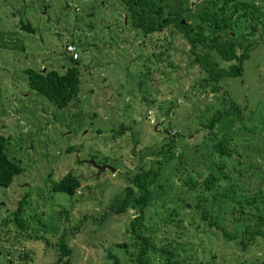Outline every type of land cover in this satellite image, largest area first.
Instances as JSON below:
<instances>
[{"label": "rangeland", "instance_id": "374dc122", "mask_svg": "<svg viewBox=\"0 0 264 264\" xmlns=\"http://www.w3.org/2000/svg\"><path fill=\"white\" fill-rule=\"evenodd\" d=\"M247 1L259 8L257 20L239 17L233 32L248 34L246 25L251 24L253 33L249 38L255 39L254 45L242 62L241 75L224 77L214 93L198 91L197 80L204 72L196 63L189 62L192 59L189 44L170 23L161 30L168 38L156 41L162 46L169 43L163 54L166 59L159 65L164 68L163 73L151 70L150 78L143 80L146 76L138 68L143 60L140 54L144 55L146 50L134 46L135 41L133 46L129 44L132 39L142 41V37L127 30L125 51L118 48L120 43L113 38L97 41L107 47V55L95 57L93 72L98 77L94 76L90 83L91 74L79 70L76 96L63 107L25 83L26 71L49 64L43 62V57L57 66L56 60L63 58L58 49L55 55L47 53L48 48L43 53L45 48L38 32L37 36L27 32L16 33L14 39L13 35L0 39V133L5 136L7 153L21 167L7 185H0V264H53L58 252L55 242L61 230L67 234L70 250L55 264H112L105 247L125 259L126 254L114 243L128 240V220L137 211L128 206L116 212L107 205L123 195L126 175L132 174L138 165L143 168L155 165L154 159L161 157L156 152L158 147L168 140L164 129L174 136L171 147L174 156L162 165L160 175L150 184L149 199L144 206L145 219L156 225L157 238L161 229L170 236V229L174 228L170 223L163 226L157 221L173 210L186 215L189 207L183 199L189 201L193 196L180 183L183 173L178 177L175 168L182 167L177 158L180 150V158L188 160L189 165L186 155L198 153L206 144L223 138L243 159L259 162L264 169V0ZM92 13L90 18L82 15L77 19L97 22L98 12ZM108 17L105 13L103 21L107 22ZM79 26L82 39L79 43L86 48L88 41L84 34L89 31L82 24ZM242 46L237 47V52ZM75 48L80 63L91 55L79 45ZM16 53L20 59L14 63ZM133 53L136 56L127 63ZM27 59L29 63L25 62ZM166 61L172 66L163 65ZM27 64L30 67L26 70ZM231 101L239 106L240 114L222 116L212 127L201 124L222 104L225 109L230 108ZM119 128L120 134L115 133ZM164 147L170 149L166 144ZM89 158L99 164L108 163L114 169L95 173V167L87 161ZM67 171L78 175L80 180L71 195L51 188L52 180ZM17 205L23 210L20 217L26 226L22 233L12 221L11 211ZM196 221L194 217L188 224L184 217L178 227H181L178 239L190 240L189 248L195 249L197 258L206 259L213 253L220 254L215 257L217 260L228 262L235 258L233 251L243 252L244 246L238 247L221 236L211 239L212 234L201 230L204 228L201 222L196 227ZM258 252L256 247L249 248L250 256H259Z\"/></svg>", "mask_w": 264, "mask_h": 264}, {"label": "trees", "instance_id": "16d2710c", "mask_svg": "<svg viewBox=\"0 0 264 264\" xmlns=\"http://www.w3.org/2000/svg\"><path fill=\"white\" fill-rule=\"evenodd\" d=\"M132 1L140 2L141 8L136 7ZM127 2L130 24L136 35L141 34L146 50L144 55L141 53L143 60L141 66H138V70L146 76L142 77L143 80L150 78L148 73L151 70L158 73L164 71L159 65L166 59L163 54L167 52L169 43L162 46L156 41L168 38L166 33L161 32L162 27L168 23L180 30L189 44L188 52L192 54L189 62L196 63L204 72L197 80L199 92L214 93L219 88L218 82L224 77L241 75L242 62L248 56L249 48L254 45L255 39L249 38L253 33L249 24L246 25L248 34L241 32L237 35L233 28L237 25L239 17L257 20L258 7L247 0H127ZM217 33L219 34L217 40L209 42V38ZM240 44L243 46L237 52ZM168 64L172 66L170 61L163 65ZM79 82V73L74 67L60 72L56 70L27 72L28 87L43 94L48 101L58 107L71 102L76 96ZM229 105L231 106L227 109L224 104L220 109L216 108L208 116V121H200L201 124L212 127L222 116L241 113V109L237 104L234 105L233 101ZM120 131L119 128L115 133L120 134ZM164 134L168 136V140L158 147L156 152L160 153L161 157L154 159L155 165L148 168L138 165L132 174L126 175L127 183L123 195L107 205L110 210L116 212L123 211L128 206L136 208L137 211L128 220V240L114 243L123 250L126 258H119L115 252L105 247L111 263L264 264V169L259 162H248L243 159L236 148L230 146L223 138L206 144L204 150H197L198 153L195 151L189 156L186 155L189 158V165L186 164L188 160L180 158V152L182 153L180 150L177 158L183 168L177 165L175 168L178 169V177L182 173L184 175L180 183L190 195H193L189 201L188 198L183 199L189 207L186 212L189 216L186 218L185 213L171 211L157 221L163 226L166 223L174 225V228L170 229V236L164 229L159 231L160 237L155 236V224L145 219L144 206L149 199L150 184L160 175L162 165L174 156L171 150V147H174V136L167 134L166 129ZM210 137H214V134L210 133ZM5 143V136L0 133V185L3 186L7 185L13 175L21 169L17 159L7 153ZM164 144L170 146V149L164 147ZM79 184L78 175L67 171L57 180H52L51 188L71 195ZM23 201L24 198L20 199L19 203ZM21 212L23 210L19 205L12 211L14 227L20 233L25 232L26 227L20 217ZM184 217L188 224H191L195 217L197 219L195 226L198 227V222H201L204 225L201 230L211 233V239L217 240L221 236L223 239L233 241L238 247L244 246L243 252L238 254L233 251L235 258L228 262L217 260L215 257L220 254L213 253L206 259L197 258L195 249L189 248L190 240L178 239L181 228L178 227L182 226L180 223ZM77 226L75 223L74 227ZM55 245L58 252L53 264L60 261L61 255L70 250L64 230L59 232ZM250 247H256L259 256H250ZM222 257L225 260L224 256Z\"/></svg>", "mask_w": 264, "mask_h": 264}, {"label": "flooded vegetation", "instance_id": "af4514ba", "mask_svg": "<svg viewBox=\"0 0 264 264\" xmlns=\"http://www.w3.org/2000/svg\"><path fill=\"white\" fill-rule=\"evenodd\" d=\"M132 3L139 9L141 8L140 2L136 3L132 1ZM116 8H119V10H116ZM92 12H98V17L96 18L99 19L97 22H92L91 20L80 21L77 19L82 15L83 17L87 15L90 18L93 16ZM105 13L109 16L107 22L103 21ZM68 15L71 16L68 17ZM130 23L129 4L127 0H0V36H2L0 39H4V37L9 35H13L12 39H14L16 33L24 35L27 32H32L35 36L38 34L39 41H41V44H44L46 51L44 50L43 53H46L48 48L47 53L55 55V51L58 49V53L63 57L56 60V64L59 62L56 67H54L55 62L53 65L52 61L43 57V62L46 61L49 64H45L46 66L38 65L36 69L31 68V70L43 72L58 69L56 71L60 72L66 68L74 67L80 72L79 70L84 71L83 69H85L91 74L90 83H93L94 76L96 78L98 77L93 72V67H95L96 62L95 57L97 56L100 59L107 55L105 43L97 41H105L106 39L113 38L114 41L120 43L117 44L118 48L122 47L124 48L122 50L125 51L128 43L127 30L133 31ZM20 24H26L31 31H26L21 28ZM79 24H82V27L87 28V31H89V34H84L88 41L86 48L79 43V40H82L78 34L80 31ZM64 31L68 33H64ZM36 32L38 33L36 34ZM106 33L109 35H106ZM96 35L100 36V38L97 39ZM69 40L75 42H73L75 47L79 45L81 49L86 52L88 51L91 55L81 63L79 52L75 58H72L64 49V42ZM134 41V46L144 47L142 41L133 39L129 44L133 46ZM17 54L13 55L15 56ZM134 56H136L135 53L131 55L127 63ZM19 59L20 57L18 55L15 56L14 60L16 61L14 63L19 62ZM25 62L29 63L28 59ZM29 67L30 65L27 64L25 69L27 70ZM25 75L27 76V71ZM101 78L104 79L103 77Z\"/></svg>", "mask_w": 264, "mask_h": 264}, {"label": "water", "instance_id": "95a60500", "mask_svg": "<svg viewBox=\"0 0 264 264\" xmlns=\"http://www.w3.org/2000/svg\"><path fill=\"white\" fill-rule=\"evenodd\" d=\"M182 21H183V19H181V22ZM249 26H250V29H251L252 28V25L249 24ZM20 27L23 28V29H25L26 31H31V29L28 28V26L26 24H24V25L23 24H20ZM218 36H219L218 33L217 34H214L212 37L209 38V42H215L217 40ZM87 161L92 166L95 167V173H99V172L103 171L105 168H107L109 170H113L114 169V167L111 166L110 164H108V163H101V164H99V163H96L92 158L87 159Z\"/></svg>", "mask_w": 264, "mask_h": 264}, {"label": "built area", "instance_id": "2783aa9c", "mask_svg": "<svg viewBox=\"0 0 264 264\" xmlns=\"http://www.w3.org/2000/svg\"><path fill=\"white\" fill-rule=\"evenodd\" d=\"M64 49L72 58L76 57L77 51H76V48L72 42L66 41L65 45H64Z\"/></svg>", "mask_w": 264, "mask_h": 264}]
</instances>
